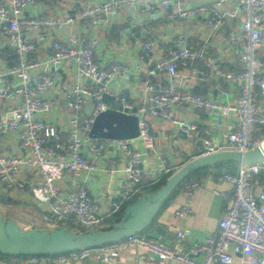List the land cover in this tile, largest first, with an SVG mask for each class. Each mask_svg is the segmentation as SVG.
<instances>
[{
  "label": "built area",
  "instance_id": "2783aa9c",
  "mask_svg": "<svg viewBox=\"0 0 264 264\" xmlns=\"http://www.w3.org/2000/svg\"><path fill=\"white\" fill-rule=\"evenodd\" d=\"M52 1L0 0V106L9 105L5 116H0V197L43 200V222L31 228L53 230L69 222L74 224L73 231L105 228V211H119L139 193L145 177L152 175L155 184L168 174L167 161L160 156V166L154 169L144 162L155 147L148 117L169 119L180 133L199 138L200 156L226 150L244 153L262 146L264 61L258 55L264 49V0H216L211 8L198 0H190L191 5L188 0H100L78 6L72 0L51 6ZM125 6L140 7L147 14L173 10L183 20L203 14L214 29H220L227 16L237 18L239 30L229 34L228 42L240 68L231 70L204 45L189 44L183 33L158 57L151 56L154 43L144 42L142 57L154 62L145 73L147 96L141 103L123 100L120 110L138 118V136L93 138L96 117L109 109L105 98L113 95L111 86L130 75L124 61L108 67L96 62L99 40L93 32ZM223 7L229 10L222 12ZM83 28L86 36L81 34ZM41 48L50 52L41 54ZM182 68H191L193 76L214 79L221 96L228 95L222 83L233 85L236 99L224 101L195 93L182 85ZM56 101L67 115L65 130L50 117ZM178 109L202 111L212 118L234 117V126L215 134L178 118ZM117 150L120 187L108 188L106 198L92 195L84 175L96 169L104 153L113 155ZM222 179L232 185V191H214L225 201L218 229L190 247L184 243L188 230L178 231L172 245L136 233L111 244L56 255L6 256L0 264H42L47 259L49 264H82L91 258L104 263L115 261L129 248L142 251L139 257L148 264H231L235 255L248 264H264V161L241 164ZM199 186L198 180L183 184L189 197ZM107 202L109 207L104 209ZM189 211L188 200L177 214Z\"/></svg>",
  "mask_w": 264,
  "mask_h": 264
},
{
  "label": "crops",
  "instance_id": "0c3cea01",
  "mask_svg": "<svg viewBox=\"0 0 264 264\" xmlns=\"http://www.w3.org/2000/svg\"><path fill=\"white\" fill-rule=\"evenodd\" d=\"M72 1L71 4L74 3L78 6L100 0ZM198 1L201 6L211 8L216 0ZM64 4V0H54L51 2V6H63ZM188 4H192L190 0H188ZM228 10L229 7L221 8L222 12ZM239 27V20L229 16L225 17L224 24L220 29H214L209 25L203 14L195 19L183 20L176 17L173 10H165L158 14H147L140 7H123L117 16H113L110 19L107 25H102L93 32V35L99 40V46L95 55L96 62L102 67H108L110 64L120 60L126 62L130 69V75L126 80L119 79L111 86L113 95L105 98L109 109L121 110L123 100L141 103L146 98L145 73L154 62L150 57H142L141 46L144 42L151 41L154 43L155 51L151 56L158 57L168 48L172 47L177 36L183 33L187 36L189 44L199 43L204 45L209 54L226 64L231 70L237 71L240 68L239 58L229 44L228 37L230 33L237 32ZM81 34L83 36L87 35L84 28L81 29ZM41 51H43L41 54H44L45 52H50V49L41 48ZM258 56L264 61V49L260 51ZM190 72L191 68L181 69V74L184 77L181 80L183 86L209 98H222L224 101H234L236 99L237 91L233 85L222 83V89L228 95L227 97L221 96L220 91L216 89V81L214 79L193 76ZM68 80V78H65V81ZM262 102L264 103V100ZM56 103V108L53 109L50 117L53 118L52 121L54 123H58L59 129L65 130L67 115L63 114L61 110V102L56 101ZM8 109L9 105L7 103L1 105L0 116L4 117ZM175 115L187 122L197 123L201 127L210 128L215 134L223 130H230L234 126V117L223 119L219 115L212 118L202 111L178 109L175 111ZM148 119L152 125L155 147L145 155L144 162L147 167L152 169L159 167L158 156H160L167 161L166 167L170 169L168 173L170 174L171 172H176L190 160L200 156L201 141L199 138L180 133L177 126L169 119L160 117H148ZM119 161H121V155L118 150L113 155L104 153L98 159L96 169L89 176L84 175L85 186L92 195H103L106 198L108 188L116 191L120 187L122 175L115 170L116 168L119 169ZM222 177L211 173L200 175L196 179L200 181V186L193 191L190 197L183 187L184 180L160 208L157 219L152 227L141 233L148 236V233L153 230L154 226L160 225L166 230L167 234L174 235L172 239V244H174L177 232L188 230V233L184 237L186 247L201 242L209 235L214 234L218 229L225 206L224 199L215 194L214 191H232V185L223 181ZM152 181V175L145 177L139 193L134 195L130 201L140 195L136 199L137 201L142 194L146 193L147 189L154 185ZM188 200L190 204L189 213L183 216L178 215L177 212L184 208ZM7 203L14 207L26 205L32 208L30 217L16 211L17 216L11 218L22 229H31L29 223L32 225L34 223L42 224L45 205L40 198L33 202L16 201L8 198ZM131 204H128V206ZM103 207L107 209L109 203H104ZM122 208L111 214H106L105 211L108 226L115 224V219L124 211V208ZM141 254L142 251L129 248L122 250L115 261L100 263L91 258L82 264H148L147 259L139 257ZM2 257L0 253V260ZM49 262L47 259L42 264H49ZM165 264L178 263L167 262ZM231 264L248 263L241 255H235Z\"/></svg>",
  "mask_w": 264,
  "mask_h": 264
},
{
  "label": "water",
  "instance_id": "95a60500",
  "mask_svg": "<svg viewBox=\"0 0 264 264\" xmlns=\"http://www.w3.org/2000/svg\"><path fill=\"white\" fill-rule=\"evenodd\" d=\"M138 118L120 110L107 109L95 119L91 137L106 139H131L139 134ZM233 161L253 164L264 161V148L258 146L247 152L220 151L190 160L166 181L157 191H148L127 206L115 219V224L102 229L78 232L63 227L53 230L22 229L14 220L0 215V253L7 256L56 255L80 248L111 244L146 231L155 223L159 210L171 193L195 170L205 165ZM148 236L166 245H172L173 234L160 225L153 227Z\"/></svg>",
  "mask_w": 264,
  "mask_h": 264
},
{
  "label": "trees",
  "instance_id": "16d2710c",
  "mask_svg": "<svg viewBox=\"0 0 264 264\" xmlns=\"http://www.w3.org/2000/svg\"><path fill=\"white\" fill-rule=\"evenodd\" d=\"M237 170V164L233 161H227V162H218L215 163L213 165H205L200 167L199 169L195 170L194 172H192L190 175L187 176V178L185 179L184 183L190 180H196L198 179V177H200V175H206V174H214L218 177L224 176L226 173H235ZM174 172H171L170 174H166L163 175L160 179V181L154 185H152L151 187H149L147 189L148 191H157L159 190L161 187L164 186V184L166 183L167 179L173 174ZM140 195L137 196V198ZM135 198L132 201H127L126 204L123 206V208L125 209V207L128 206V204L134 203L136 201ZM0 202H8V198L6 197H0ZM122 208V209H123ZM65 228L69 229V230H74V224H72L71 222H69ZM78 232H86L85 229H77ZM3 257H6L7 255L1 254ZM39 256H50V255H39Z\"/></svg>",
  "mask_w": 264,
  "mask_h": 264
},
{
  "label": "rangeland",
  "instance_id": "374dc122",
  "mask_svg": "<svg viewBox=\"0 0 264 264\" xmlns=\"http://www.w3.org/2000/svg\"><path fill=\"white\" fill-rule=\"evenodd\" d=\"M16 211L24 213V216L30 217V213L32 212V208L26 205H17L14 207L13 205H9L6 202H0V215H2L5 219H11L16 217ZM29 226H32L29 223Z\"/></svg>",
  "mask_w": 264,
  "mask_h": 264
},
{
  "label": "bare ground",
  "instance_id": "6f19581e",
  "mask_svg": "<svg viewBox=\"0 0 264 264\" xmlns=\"http://www.w3.org/2000/svg\"><path fill=\"white\" fill-rule=\"evenodd\" d=\"M262 147L264 148V141H263V143H262Z\"/></svg>",
  "mask_w": 264,
  "mask_h": 264
}]
</instances>
